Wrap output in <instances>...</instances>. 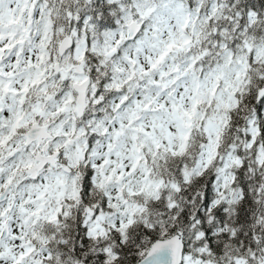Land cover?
Returning a JSON list of instances; mask_svg holds the SVG:
<instances>
[{
    "label": "snow or ice",
    "instance_id": "obj_1",
    "mask_svg": "<svg viewBox=\"0 0 264 264\" xmlns=\"http://www.w3.org/2000/svg\"><path fill=\"white\" fill-rule=\"evenodd\" d=\"M0 264H264V0H0Z\"/></svg>",
    "mask_w": 264,
    "mask_h": 264
}]
</instances>
